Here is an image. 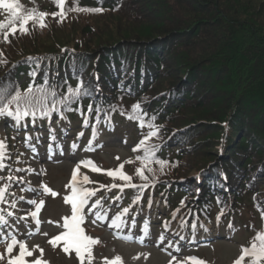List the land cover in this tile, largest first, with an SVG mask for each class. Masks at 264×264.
<instances>
[{
    "label": "trees",
    "instance_id": "obj_1",
    "mask_svg": "<svg viewBox=\"0 0 264 264\" xmlns=\"http://www.w3.org/2000/svg\"><path fill=\"white\" fill-rule=\"evenodd\" d=\"M72 1L81 8H101L97 16H108L111 30L107 36L101 33L94 50H88L84 44L74 43L79 36L73 32L74 24L67 21L69 18L60 22L47 34L49 37L63 33L62 41L51 43L55 52L70 50L58 61L59 78L63 73H71L67 79L74 80L78 74H84L83 88L91 96L95 88L104 89L110 96L107 102L121 108L120 112L125 115L132 113V106L139 104L137 101L155 98L140 103L141 112L137 115H142L145 125L149 122L159 125L157 142L170 132L189 129L186 134L177 132L173 136V145L180 144L179 149L186 144L180 156L168 161L162 170L159 164L152 162L153 171L148 172L153 180L161 182L157 189L165 192L169 203L183 197L187 190L184 184L187 181L183 179L209 173L210 169L211 176L216 178L208 184L205 197L226 187L237 209L245 194L252 193L264 210V182L261 189L255 190V179L264 181V5L260 0H182L175 4L187 12V24L175 27L155 23L154 12L160 0ZM210 8L211 16L206 14L203 18L209 22L196 18ZM67 15L70 16V11ZM118 21L140 27V30L134 29V40L129 33L113 26ZM213 27L217 30L209 32ZM82 33L92 35L89 27ZM42 35L39 32L11 40L10 46L3 50L4 67L38 49L53 53L40 44L39 37L48 38ZM64 39L70 40L62 43ZM120 50L123 53H119ZM108 52L113 55L111 59L106 55ZM123 60L127 63H122ZM125 64L134 66L135 75L130 84L119 85L113 70ZM159 73L162 77L158 81ZM62 82L60 79L57 84L62 85ZM194 84L198 87L195 93ZM140 91L148 93L138 99ZM167 95L171 98L167 99ZM82 98L87 99V96ZM188 110L195 114L191 121L183 119ZM218 147L221 152H217ZM165 148L172 149L170 145ZM201 151L205 155L196 160ZM224 151L233 154L217 161V154ZM164 154L158 151L157 159H166ZM221 173L226 176L224 182L219 179ZM192 189L187 192H193ZM205 197L202 192L198 205L209 209L213 198Z\"/></svg>",
    "mask_w": 264,
    "mask_h": 264
},
{
    "label": "snow or ice",
    "instance_id": "obj_2",
    "mask_svg": "<svg viewBox=\"0 0 264 264\" xmlns=\"http://www.w3.org/2000/svg\"><path fill=\"white\" fill-rule=\"evenodd\" d=\"M53 3L58 8V11L52 13L51 15L53 17H59L60 19L58 22H63V19L66 18L67 11H83L91 13H98L102 11L101 8H81L78 5L65 10V0H53ZM0 9H6L9 14L7 23L0 22V40H2L4 43L10 42L8 39L9 35L14 36L17 33L21 35L28 34L30 31L29 24H31L33 27L38 26L40 28L47 26L45 23V18L49 15L48 13L39 12L35 8L24 9L18 0H0ZM0 55H2V53H0ZM29 75L34 77L36 73L33 71ZM67 93V96H63L59 100H53L51 102V106H49V97L56 96L54 90H49L44 87L34 89L30 85L26 90L21 92L18 88L0 83V116L12 117L17 123L23 118L29 116L35 119L38 114L42 117H47L52 112L60 111L58 105H62L64 110L70 111L72 110L70 108L72 103L77 102L84 96L90 95L86 89H83L82 82L78 83L75 88L69 87L67 89ZM13 105L15 106L14 109L10 107ZM88 110L91 112L93 110V106L89 105ZM95 111L99 113L101 109L96 108ZM140 112V105H133L132 113L128 114L127 118L129 120L137 121L138 125L143 128L145 127V121L143 120L142 115H137V113ZM97 122H99V116L97 117ZM84 124L85 127L88 126L87 118H85ZM147 127L151 129V131L145 135V137L137 145V148L134 149V151L142 149L144 152L143 156L137 157V159L141 161V167L136 169V175H138L142 181H145V183L140 185L133 184L131 182L132 177L123 173V164L119 165V167L114 170H101L95 166L94 162L90 160L81 161L77 167L73 169L71 180L67 185H65V188L71 189V193L63 197L64 202L71 206V215L62 218V227L64 231L48 241V243L53 248L59 246L65 254H71L74 252L80 264H85L86 260L88 264H92V260L94 259L92 249L95 245L99 244L100 241L98 238H93L87 235L82 225L86 218L84 214L85 209L87 208L88 211L91 212L92 209L100 205V200H96L94 204L89 205L90 198L96 195L97 190L83 187L84 184L92 183L87 175L83 176L82 181H78L77 177L80 167H87L96 172L105 171L106 175L109 177H112L113 179L118 177L120 180L125 182L122 185H102V188L107 187L111 189L119 187L120 190L123 191L125 187H131L139 188L142 191L149 186V177L144 174L145 170L148 172L153 171V169L148 167V165L152 162H155L160 165L162 170L167 164V161L155 159V146L147 144V141H149L151 138L158 136L159 129L150 122L147 123ZM79 135L82 136L83 133H80ZM93 136H95V126H93ZM71 147L75 150L78 145L73 143ZM5 149V142L0 141V169L4 167L2 161L5 155ZM86 150H91V141H89V147ZM117 159H119V157H117ZM128 162L131 163L132 161ZM9 179H11V177H9ZM40 187L42 192L46 195H51L53 197L58 195V193L54 192L47 185L41 184ZM28 190L34 191L33 189ZM6 191L7 187L0 189V201L4 200ZM21 199H23V197H21ZM139 199L140 197L137 196L133 203L139 201ZM28 203L35 206V210L30 212L29 215L36 221V224L38 225L40 223L38 214L43 208L45 202L44 200H40L39 202L36 200H29ZM128 211V208H124L121 214H117L114 218H112L111 226L119 228L123 223L122 215L127 214ZM9 215H12V213H9ZM95 215L97 219L101 218L99 213H95ZM219 218L220 217L218 216L217 220H219ZM21 219H24V217ZM261 219L264 220V210H261ZM6 222L7 221L4 219V217L0 216V223ZM95 222L96 221L93 220V223ZM184 224H186V222H182V226ZM165 227H167V225H165ZM195 227L196 224H192V228L195 229ZM143 231L147 234V226H145ZM44 235H47V233H44ZM122 238L125 240L132 239L130 236H124ZM159 239L161 242L163 241V234H161ZM139 242L143 243V238H139ZM17 247L18 254L12 255L14 249ZM36 250L39 251L40 255L31 261L27 260L26 257H33V253ZM175 251H180L179 246H177ZM5 253L7 254V264H48V262L44 261L43 259V249L39 248L38 245L34 246L33 249H29L24 241L17 240L15 237L11 238L10 243H6ZM5 258V254H0V261L5 260ZM139 258L140 256L138 255L133 259ZM146 258L147 255H145V259ZM245 261H247V264H264V232H258L252 238L249 245L241 246V254L233 261V264H245ZM103 264H123V259L117 255L111 260L105 258ZM169 264H205V262L197 257H186L184 260L177 261V258L173 256L169 261Z\"/></svg>",
    "mask_w": 264,
    "mask_h": 264
},
{
    "label": "rangeland",
    "instance_id": "obj_3",
    "mask_svg": "<svg viewBox=\"0 0 264 264\" xmlns=\"http://www.w3.org/2000/svg\"><path fill=\"white\" fill-rule=\"evenodd\" d=\"M23 0H18V2L23 6L24 9L30 8L31 6H35L34 1L31 4H25L22 2ZM67 3L69 0H65ZM182 0H160V2L156 5L155 8V16L157 17L155 23L157 21L161 24H173L170 27H175L180 24H187L185 17H187V12L181 11L178 6L175 4L177 2H181ZM185 1V0H183ZM221 1V0H220ZM227 1V0H222ZM27 3H30V0L26 1ZM36 2V0H35ZM258 2V1H257ZM260 3L264 5V0H260ZM42 10V9H40ZM212 9L210 8L209 11H202L201 16H197L196 18H201L205 22H209V20H204V16L206 14L208 16H211ZM51 16V24L48 27H33L31 31H29L28 34L21 35L19 33V37H29V35L33 33H39L43 34L41 37L47 38L53 29L58 26V18ZM9 19V14L6 9H0V22L7 23ZM108 16H97V13H88L83 11H76L73 13L70 22L74 25L72 26L74 28L73 32L79 36L77 39H74V43H82L85 45L88 50H94L93 46L96 45L97 42H99L101 36V33L104 35H109L110 28L108 26ZM126 21V19H125ZM116 22L113 24V26H116L119 31H125L129 33L133 37L134 29L140 30V27L134 26V24L129 23L126 25V22ZM223 23V20H222ZM128 26V27H127ZM89 27L92 31V35L83 36L85 34L82 33V31ZM97 27V28H96ZM99 28V29H98ZM30 29V28H29ZM217 30V27H213L210 29L209 32H214ZM222 30V29H221ZM224 30H222L223 32ZM46 34V35H45ZM121 34V33H120ZM119 34V35H120ZM63 33H55L53 36H49L47 39H42L39 37L40 44L44 45L43 48H48L51 51L54 52L55 49H51L53 45V41H62L61 38ZM15 36V35H14ZM121 38V37H119ZM134 40V37L131 38ZM140 39V38H139ZM137 39V40H139ZM70 39H67L62 42L66 43ZM46 41V42H44ZM89 44V45H88ZM202 48V46H201ZM187 50V48H186ZM34 53H46L42 52L40 49L35 51ZM26 83H29V81H26ZM207 98L203 101L206 102ZM187 112V105L184 109ZM193 110H188V113L184 115L183 119L192 120L194 118L195 114L192 113ZM114 126L117 129L116 132L107 133L104 129H100L98 133V139L95 142V146H99L100 148L98 150H91L86 151L83 147L80 148V152L78 153V159L79 160H90L92 162H95L99 167H101L103 170L105 169H117L119 166L118 164H123V169L127 170V172L131 175H133L132 170H128V161H131V157L128 154V151L125 148V145H130L134 138L138 136L136 129H134L131 124L129 123H120L119 120L114 121ZM129 141V142H128ZM128 142V143H127ZM200 150V148H199ZM206 150H210V148H207ZM205 152L201 151V154L199 157L196 158V160L200 157L204 156ZM212 156V154H211ZM119 157V159H117ZM213 157V156H212ZM194 160L192 162V165H194ZM67 162V161H65ZM64 167V166H63ZM54 171H57L58 168H53ZM67 171V170H66ZM56 173V172H55ZM51 172V174H55ZM84 175H87L89 177V180L92 182L99 177H97L94 174L84 173L81 174V178H83ZM55 178L57 175H53ZM118 177L115 179H107L105 182L109 185H112L113 183L118 181ZM82 181V180H81ZM6 185V184H5ZM55 188H60V184H54ZM107 194H111L112 192H106ZM118 198V195H116ZM123 198V197H122ZM123 201V200H122ZM248 203V202H247ZM113 204V202H112ZM105 209V208H104ZM102 212V217L105 220H99L96 217H88L86 225L84 226L85 233L93 238H98L100 243L95 245L92 249L93 257L92 264H103V261L105 258L108 260H111L115 256L119 255L123 259V264H169V261L172 259L174 254H172V250L168 249V254L163 253V251L160 249L158 245L153 246L152 243H139L138 242V236L136 237V240L133 242H127L124 239H116L114 234H117L122 236L123 227H125V224H121L119 228L112 231L111 225L112 222L108 219V213L109 208H106V210ZM117 210L116 206H113L111 211ZM160 210H162L160 208ZM243 220L250 221L251 213L248 211V209L245 210ZM41 217L43 222L42 227V233L38 235L35 238H30L28 241V244L31 249L34 248V246L38 245L39 248L43 249V259L44 261L48 262V264H80L79 260L77 259L74 252L71 254H65L61 248L56 247L53 248L51 245H49L48 238L53 235L54 233L58 231H64L62 224H63V217H66V210L65 208L60 205V203L57 201L54 203V205L47 204L44 209H41ZM55 222L54 228L49 227L50 223L49 220H52ZM93 220L96 222L93 223ZM48 222V224H47ZM174 221H172L173 223ZM258 224V223H257ZM209 227V234H207V241L201 244L196 243V247H187V252H189L190 257H197L200 260L204 261L205 264H233V261L241 254V246H247L249 245L250 241L253 237H248L242 239H238L236 241H231L230 236L231 232L233 230L240 231V227H237V223H234L233 225H225L222 224V227H218L215 225V223L207 224ZM258 226V225H257ZM264 228V225L263 227ZM262 228L257 227L255 232H261ZM156 230V228H154ZM151 230V231H155ZM44 233H47V235H44ZM256 233V234H257ZM220 234V235H219ZM224 234L227 236V239L225 240L221 237L224 236ZM243 234V231H242ZM255 234V235H256ZM217 236V237H216ZM221 236V237H220ZM217 239V240H216ZM152 241H155L152 239ZM213 241V242H210ZM190 248H193L191 251ZM4 249V248H3ZM1 254H5V260L0 261V264H7V254L5 253V249ZM18 254V250L15 251V255ZM40 255L39 251L36 250L33 253V257H26L27 260H33L34 258L38 257ZM140 256L139 259H133L136 256ZM145 255H147V258L145 259ZM188 255V256H189ZM177 258V261L184 260V258ZM85 264H88L87 260L85 261ZM245 264H247V261H245Z\"/></svg>",
    "mask_w": 264,
    "mask_h": 264
}]
</instances>
